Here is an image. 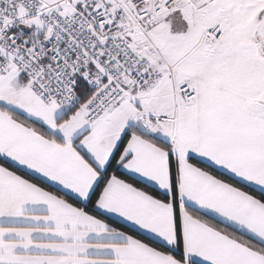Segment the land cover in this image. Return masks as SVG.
<instances>
[{
	"label": "snow or ice",
	"instance_id": "snow-or-ice-1",
	"mask_svg": "<svg viewBox=\"0 0 264 264\" xmlns=\"http://www.w3.org/2000/svg\"><path fill=\"white\" fill-rule=\"evenodd\" d=\"M0 264H264V0H0Z\"/></svg>",
	"mask_w": 264,
	"mask_h": 264
}]
</instances>
